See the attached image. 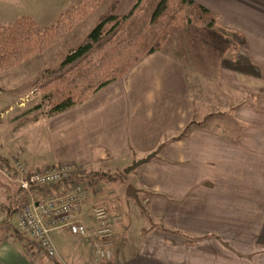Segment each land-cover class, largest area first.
Listing matches in <instances>:
<instances>
[{
	"label": "crops",
	"instance_id": "0c3cea01",
	"mask_svg": "<svg viewBox=\"0 0 264 264\" xmlns=\"http://www.w3.org/2000/svg\"><path fill=\"white\" fill-rule=\"evenodd\" d=\"M21 1L0 0V23ZM138 1L119 0L115 14L128 16ZM192 1L216 17L217 28L227 34L225 43L235 47L234 58L219 72L221 97L209 103L212 126L195 120L185 63L161 50L85 102L37 120L49 159L30 157L18 143L10 146L0 130V156L8 162L22 158L30 170L67 164L80 174L108 162L130 166L155 152L138 167L133 182L137 194H149L147 226L159 231L140 227L135 248L118 257L112 227V258L96 262L82 238L61 229L51 233L57 254L49 258L32 250L27 236L25 244L17 239V226L10 223L17 210L12 209L26 194L14 186L7 198L4 185L9 183L0 178V226L11 230L8 238H0V264H264V0ZM218 115L232 127L214 126ZM190 122L199 125L174 139ZM84 181L76 180L86 189ZM63 189L61 184L40 189L35 198ZM86 201L83 219L93 227L96 204Z\"/></svg>",
	"mask_w": 264,
	"mask_h": 264
},
{
	"label": "rangeland",
	"instance_id": "374dc122",
	"mask_svg": "<svg viewBox=\"0 0 264 264\" xmlns=\"http://www.w3.org/2000/svg\"><path fill=\"white\" fill-rule=\"evenodd\" d=\"M79 1L22 0L16 4L13 16L1 19V23L8 24L17 17H31L33 15L38 22L33 17L31 18L35 20L39 30L42 31L44 28L54 25L62 12L75 7ZM110 1L104 0L99 8L75 23L70 31L62 33L59 41L53 43L47 49L36 52L15 68L0 73V130L6 132L10 146H15L18 143L17 145H21L30 157L49 159V147L45 141L42 127L35 123L40 118H45L48 115L47 101H45L42 92L39 90L40 81L46 75L58 69L64 58L82 44L88 33L95 27L98 17ZM2 9H4V5L0 3V14L3 13ZM180 17V26H175L172 29L162 49L181 59L187 66L192 79L191 95L194 97L195 113H197L195 120L206 128L212 126L213 123V120L209 121L207 119V115L211 112L209 109L212 108L209 103L215 101L217 97H221L218 82L219 72L223 65L226 66L234 58L235 47L233 43H231V46L227 42L220 44V41L207 33H201L202 35L196 39L194 33L196 29L186 24L187 11L185 10ZM216 29L220 36H227L222 29ZM239 62L242 65L240 60ZM207 75L210 82H206ZM194 76H197V81L194 80ZM216 82H218V86ZM210 89H213V92ZM225 93H223L224 96L228 92ZM214 118V126L232 127L229 124L231 121L227 118H223L221 115ZM206 119L208 124L205 123ZM123 165L124 167L119 168L117 165L114 166L108 162L98 166L94 165V170L90 167L91 170L77 174L79 180H85L87 204H96L97 207H102L107 211V216L113 227V249L117 252L118 257L127 254L129 248H135L140 238V227L146 224L144 226L145 231L149 230L148 232H151L153 230L155 233L159 231L157 228L153 229L152 226H147L149 220H147L141 209L143 207L147 210L149 207V203L145 201L149 194L140 196L138 191L139 205L132 198L126 197L127 186L130 185L135 189L138 187L133 182L138 168L125 175L123 171L128 166ZM85 168H88V166ZM7 183L10 186L9 184L4 185L5 189H3L7 198L11 199L16 188L12 183ZM3 201V204L8 205L7 199ZM21 205L22 202L19 206ZM10 223L11 226L16 227L14 218ZM10 232L9 228L6 229L5 226H0V238H8ZM17 232L20 235L17 237L19 242H22V244L27 243L26 235L19 230ZM67 240L69 239H65V241ZM28 245L35 252H42L31 240L28 241Z\"/></svg>",
	"mask_w": 264,
	"mask_h": 264
},
{
	"label": "trees",
	"instance_id": "16d2710c",
	"mask_svg": "<svg viewBox=\"0 0 264 264\" xmlns=\"http://www.w3.org/2000/svg\"><path fill=\"white\" fill-rule=\"evenodd\" d=\"M103 1L80 0L75 7L62 12L54 25L42 31L30 16L17 17L8 24L0 23V73L59 41L62 33L70 31ZM118 1L109 2L82 44L64 58L58 69L40 81L39 90L47 101V117L85 102L124 77L148 55L163 50L172 29L180 26V16L185 10L188 13L186 24L198 31H194L196 39L207 33L220 44L226 41L216 32V17L192 0H139L128 16L115 14ZM194 125L199 124L188 123L174 139L184 138ZM0 162L8 163L1 156ZM76 175L75 172L72 175L73 182L79 179ZM21 197L23 205L26 199L24 194ZM21 206L13 208L12 213ZM141 209L147 215L143 207Z\"/></svg>",
	"mask_w": 264,
	"mask_h": 264
},
{
	"label": "built area",
	"instance_id": "2783aa9c",
	"mask_svg": "<svg viewBox=\"0 0 264 264\" xmlns=\"http://www.w3.org/2000/svg\"><path fill=\"white\" fill-rule=\"evenodd\" d=\"M73 166L62 164L41 170H30L22 161L0 162V177L26 194L25 203L17 210V229L26 235L49 258L56 256L51 233L66 229L82 238L91 248L96 262L112 258V226L107 211L95 206L91 212L93 227L83 219L82 206L87 198L80 183L71 180ZM61 184V193H47L37 200L35 193Z\"/></svg>",
	"mask_w": 264,
	"mask_h": 264
},
{
	"label": "water",
	"instance_id": "95a60500",
	"mask_svg": "<svg viewBox=\"0 0 264 264\" xmlns=\"http://www.w3.org/2000/svg\"><path fill=\"white\" fill-rule=\"evenodd\" d=\"M154 156H155V152H152L151 154H148L145 158H142L140 160L132 162V164L130 166H128L123 171V173L124 174H129L130 172H132L133 170L137 169L141 165L149 162V160L151 158H153ZM126 196L129 197V198H132L139 205V200L137 198V190L134 187H132L130 185L127 186V188H126Z\"/></svg>",
	"mask_w": 264,
	"mask_h": 264
}]
</instances>
